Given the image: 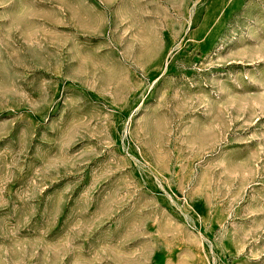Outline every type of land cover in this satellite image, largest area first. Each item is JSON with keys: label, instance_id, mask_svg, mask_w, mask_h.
<instances>
[{"label": "rangeland", "instance_id": "rangeland-1", "mask_svg": "<svg viewBox=\"0 0 264 264\" xmlns=\"http://www.w3.org/2000/svg\"><path fill=\"white\" fill-rule=\"evenodd\" d=\"M0 264H264V0H0Z\"/></svg>", "mask_w": 264, "mask_h": 264}]
</instances>
